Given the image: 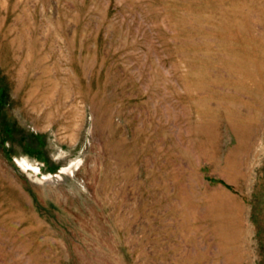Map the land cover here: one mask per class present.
Returning <instances> with one entry per match:
<instances>
[{
	"label": "rangeland",
	"instance_id": "374dc122",
	"mask_svg": "<svg viewBox=\"0 0 264 264\" xmlns=\"http://www.w3.org/2000/svg\"><path fill=\"white\" fill-rule=\"evenodd\" d=\"M0 264H264V0H0Z\"/></svg>",
	"mask_w": 264,
	"mask_h": 264
}]
</instances>
